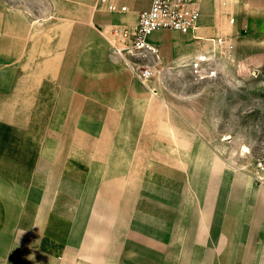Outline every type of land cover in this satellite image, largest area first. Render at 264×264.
Returning <instances> with one entry per match:
<instances>
[{"label": "crops", "instance_id": "crops-1", "mask_svg": "<svg viewBox=\"0 0 264 264\" xmlns=\"http://www.w3.org/2000/svg\"><path fill=\"white\" fill-rule=\"evenodd\" d=\"M43 2L51 8H60L56 20L40 15L30 18L19 6L0 0V101H12L21 113L26 103L20 101H36L42 85L56 83V101H72L68 107L79 128L66 133L61 127L58 134L61 147L57 151L52 149L51 154L124 157L119 165L111 162L100 165L107 170L111 167L115 172L119 170L128 188L133 182L134 157H176L169 175L163 172L164 160L157 161L156 177L161 187L153 197L157 205L172 211V224L157 221L162 230L166 226L170 229L169 240H162L172 243L174 252L179 253L178 262L180 253L188 252V263L263 264L264 184L227 167L211 173L216 177L214 180L203 178L200 187L198 183L195 185L196 178L187 160L196 155L194 144L186 140V136L192 137L179 130L174 111L160 99L151 82L143 84L111 54L112 30L134 29L152 0H110L117 6L116 12H109L98 0H72L71 4L69 0ZM205 5L216 25L221 22L229 26L228 33L236 32L243 39L264 44V0H238L226 8L214 0H203L200 28L196 32L201 39L166 31L154 33L150 41L161 53H169L174 62L210 51L212 42L205 47L202 42L205 37L200 35L209 19ZM122 8L126 11H121ZM232 17L234 24L230 22ZM156 34L181 42L159 44ZM1 111L0 103V122L5 124H16L24 118L22 113L20 117L8 116ZM155 124L153 132L150 126ZM70 139L72 147L67 146ZM96 166L94 163L88 170L94 173ZM46 168L52 172L53 163L45 165ZM149 172L153 171H148L147 176ZM51 175L37 176L36 163L28 188L0 176V264H44L36 261L38 252L43 251L46 229L38 231V214L28 227L27 205L34 204L41 212V203L47 202ZM38 181L43 182L44 189ZM146 184L149 186V181ZM38 193L42 196L39 201ZM136 218L144 222L140 215ZM131 237L148 247L150 241L165 245L150 238L142 227L133 230ZM201 253L204 257L199 259Z\"/></svg>", "mask_w": 264, "mask_h": 264}, {"label": "rangeland", "instance_id": "rangeland-1", "mask_svg": "<svg viewBox=\"0 0 264 264\" xmlns=\"http://www.w3.org/2000/svg\"><path fill=\"white\" fill-rule=\"evenodd\" d=\"M5 2L10 6H19L30 18L40 15L54 21L60 16V8H51L43 0ZM208 8L209 19L204 23V30L200 31V35L205 37L202 41L204 46L211 43L210 38L219 36L231 37L235 44L231 56L220 58L217 77H198L191 72L192 59L174 62L169 53L160 51V61L152 63L154 75L150 86L174 111L179 130L192 137L186 136V140L192 146L194 144L196 155L187 160L196 178L195 185L198 183L200 187L203 178L214 180L216 177H212L211 173L227 167L264 184V44L243 39L236 32L228 33L229 26L221 22L216 25ZM155 38L159 44L181 42L162 34H156ZM57 88L56 83L42 85L36 101H20L26 103L21 112L24 118L20 122H0V176L21 188H28L36 163L37 176L52 174L47 187V202L41 203V212L34 204L27 205L28 227L34 215L38 214V231L46 229V241L43 251L38 252L36 263L220 264L188 263V252L180 253L179 263V253L174 252L172 243L167 244L170 229L166 226L162 230L157 220L172 224L173 214L170 208L157 205L153 197L161 187L157 182L156 164L163 158L158 159L154 155L134 157L133 182L128 188L119 170L115 172L113 167L107 170L100 165H108L109 162L119 165L124 162V157L51 154L52 149L57 151L61 147L58 136L61 127L66 133L79 128L75 115L68 107L72 101H56ZM52 98L54 101H50ZM0 103L3 115H21L12 101ZM150 128L154 132L157 125ZM72 145L70 139L67 146ZM175 159H163L165 175L173 171ZM50 162L53 163L52 172L49 168L45 169ZM94 163L98 166L93 173L88 168ZM148 171L153 172L147 176ZM39 183L44 189L43 182ZM165 185L168 186V183L165 182ZM41 198L38 193L37 201ZM137 209H141L142 214L136 212ZM138 215L144 222L136 218ZM140 227L148 231L150 238L163 241L165 245L150 241L148 247L138 238H132L133 230ZM203 257V253L198 256L199 259Z\"/></svg>", "mask_w": 264, "mask_h": 264}, {"label": "built area", "instance_id": "built-area-1", "mask_svg": "<svg viewBox=\"0 0 264 264\" xmlns=\"http://www.w3.org/2000/svg\"><path fill=\"white\" fill-rule=\"evenodd\" d=\"M226 8L238 0H214ZM109 12L118 11L110 0H98ZM203 0H152L151 6L139 18L134 29L116 27L112 30L111 54L121 60L143 84H148L153 75L152 63L158 64L160 50L150 41L157 32H176L182 35H196L202 18ZM121 11H126L122 8ZM232 24L235 18H230ZM212 49L195 56L190 62L191 72L201 78L217 77L221 66L220 58L231 56L235 49L231 37L211 38Z\"/></svg>", "mask_w": 264, "mask_h": 264}]
</instances>
